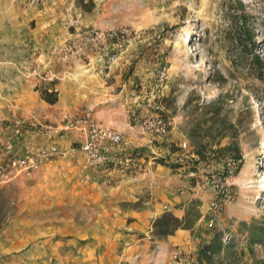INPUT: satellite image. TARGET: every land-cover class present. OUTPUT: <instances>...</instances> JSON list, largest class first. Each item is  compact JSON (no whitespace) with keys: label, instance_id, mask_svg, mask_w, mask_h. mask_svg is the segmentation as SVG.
I'll return each instance as SVG.
<instances>
[{"label":"crops","instance_id":"crops-1","mask_svg":"<svg viewBox=\"0 0 264 264\" xmlns=\"http://www.w3.org/2000/svg\"><path fill=\"white\" fill-rule=\"evenodd\" d=\"M67 6L60 0L38 6L0 0V164L9 145L16 154L39 147L62 153L48 157L35 173L11 172L0 179V186L15 182L21 188L16 214L0 229V264H122L138 258L142 264L168 247L169 240L152 235L154 220L165 211L181 218L192 197L169 192L165 168L142 153L153 141L130 122V113L144 116L149 110L138 101L141 96L114 91L120 86L115 73L123 65L107 66L95 52L84 59L66 54L78 38L69 28ZM41 90L55 91L56 104L42 100ZM85 119L124 136L123 145L109 149L112 164L105 170L79 150ZM170 146L158 151L170 154ZM77 208L93 215L49 216ZM187 232L178 229L168 239L178 241Z\"/></svg>","mask_w":264,"mask_h":264},{"label":"rangeland","instance_id":"rangeland-1","mask_svg":"<svg viewBox=\"0 0 264 264\" xmlns=\"http://www.w3.org/2000/svg\"><path fill=\"white\" fill-rule=\"evenodd\" d=\"M60 1L69 4L67 22L78 33V38L69 45L80 41L78 27L101 31L129 29L137 35L130 44H115L111 48L117 56L113 63L105 62L106 54L94 47L82 57L68 56L84 59L95 52L107 66L123 65L115 73L120 86L114 91L141 96L138 101L143 100L145 106L153 102L159 107L154 111L147 106L149 112L144 116L130 113V122L141 126L143 119L158 113L170 123L167 141L175 142L157 144L152 140V147H144L142 153L165 168L169 192L192 197L185 201L183 209L192 199L201 205L210 195L201 185L207 173L221 167L230 171L226 183L232 199L216 218L215 226H206V211L200 224L196 223L178 241L168 239L170 235L162 237L169 240L165 252L160 258L156 253L149 256L151 259L142 264H192L197 260L199 248L217 232L222 236V245H230L224 255L244 252L234 264H254L247 249L248 233L241 223L253 218L264 221V70H254L250 48L242 47L236 38L245 21L254 37L253 53L264 63V0ZM74 20L79 26H72ZM104 47L100 45L101 49ZM124 52L127 63L120 60ZM161 73L165 75L163 78ZM184 140L190 145L189 151L178 147ZM217 142L221 147H236L223 153L226 157L223 166L199 161L195 145L214 146ZM167 145H172L168 149L170 154L158 151ZM174 152L178 156H171ZM0 189H3L0 213L4 215L0 223L5 225L16 214L21 188L12 182ZM70 213L75 220H80L82 214L93 215L91 210L82 212L77 208L72 212H50L49 216L62 218ZM252 248L258 258L264 256V245L253 244ZM137 263L139 258L132 262L122 260V264Z\"/></svg>","mask_w":264,"mask_h":264},{"label":"built area","instance_id":"built-area-1","mask_svg":"<svg viewBox=\"0 0 264 264\" xmlns=\"http://www.w3.org/2000/svg\"><path fill=\"white\" fill-rule=\"evenodd\" d=\"M45 0H22L24 5L38 6ZM78 21H73V27L79 26ZM79 28V42H74L66 48V54L82 57L87 51L94 47L100 49L102 54H106L105 62L113 63L117 56L111 49L115 44H130L137 35L129 29L101 31L94 28ZM104 45V48H100ZM106 52V53H105ZM165 75L161 73L163 78ZM151 110L158 111L159 107L155 103L147 105ZM85 138L80 143L79 150L88 161L101 170L107 169L112 164L110 148H118L124 144V136L117 130L98 125L89 119H85ZM168 120L156 113L154 116L142 120L141 127L149 134L156 143L162 144L169 136ZM181 151H189L190 145L187 140L178 144ZM7 156L0 164V179H5L11 172L29 175L38 171L48 157L61 155V151L56 147H39L34 150L24 148L21 154L12 151V146L6 147ZM217 166L221 164H215ZM209 166V165H208ZM230 172V171H229ZM224 167L211 170L202 178V187L210 193L207 206L208 216L205 224L212 228L216 224V218L225 210L226 204L232 199L229 187L226 183V175L230 174ZM193 176V174H191Z\"/></svg>","mask_w":264,"mask_h":264},{"label":"trees","instance_id":"trees-1","mask_svg":"<svg viewBox=\"0 0 264 264\" xmlns=\"http://www.w3.org/2000/svg\"><path fill=\"white\" fill-rule=\"evenodd\" d=\"M241 34L238 35L236 40L239 42L242 47H248L251 50V65L253 66L256 72L264 70V63L261 57L253 53L255 47V41L251 30L247 27L246 22L241 23ZM261 75H258V78ZM41 98L46 103L50 105L56 104L58 101V95L55 91H40ZM222 137H225L222 135ZM191 138V137H190ZM236 148L231 145L221 147L220 143L217 142L214 146L203 145L199 143L195 145L194 153L198 157L199 161H206V164L214 163L221 164L224 163L225 156L223 153H227L231 149ZM236 159H239L238 155H235ZM3 189H0V194ZM200 203L198 200H191L186 208L184 209V214L181 218L173 215L171 212H164L158 216L153 222V234L158 238L166 237L172 235L178 229L190 230L198 222L201 217L200 212ZM1 209V208H0ZM4 215L0 213V219ZM242 226L245 227V230L248 233L247 240L248 245L247 249L254 264H264V256L258 258L255 255L254 249L252 248L253 244L264 245V221L257 218H253L250 222H242ZM4 223H0V229L3 227ZM222 236L219 232L214 233L209 243L204 244L199 248L197 253V260L192 264H234L238 257H241L244 252L242 250L232 252L230 255L229 252L224 255L225 251H228L230 245L223 246L221 242ZM224 248V249H223ZM221 252L223 255H221ZM230 255V256H229Z\"/></svg>","mask_w":264,"mask_h":264}]
</instances>
